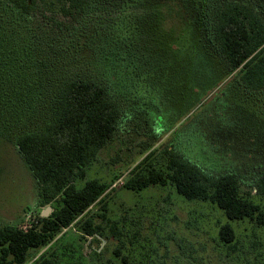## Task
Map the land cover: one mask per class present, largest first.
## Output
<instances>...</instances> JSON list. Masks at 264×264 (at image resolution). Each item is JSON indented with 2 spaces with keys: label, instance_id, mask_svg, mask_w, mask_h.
<instances>
[{
  "label": "trees",
  "instance_id": "16d2710c",
  "mask_svg": "<svg viewBox=\"0 0 264 264\" xmlns=\"http://www.w3.org/2000/svg\"><path fill=\"white\" fill-rule=\"evenodd\" d=\"M58 1V11L48 15L44 0H0L1 127L13 131L32 121L35 98L24 80L32 78V72L26 71L34 62L31 53L41 51L38 45L24 44L22 20H72L63 48L75 62L71 77L52 100L50 120L40 129L18 131L16 138L37 180L41 205H50L53 210L27 228L0 224V264H28L31 251L47 247L75 224L86 235H102L103 225L96 223L90 209L99 202L106 209L104 200L110 186L98 178L79 186L78 179L86 178L88 165L114 138L127 102L142 100V92H148L141 75L143 64L148 66L152 58L146 56L148 42L160 39L164 42L161 46L172 52L181 42L186 41L187 46L193 33L194 60L201 54L212 71H223L229 77L240 103L264 114V0ZM170 9L177 11L188 27L171 49L166 32L161 29L157 35V20H167ZM156 49L157 53L161 50ZM236 129L243 132L239 126ZM237 138L233 134L230 138L215 136L218 142L213 140L206 148L209 165L242 162L263 168V152L239 146ZM163 152L168 158V173L151 164L142 168L151 152L133 170L126 188L143 190L171 182L189 200L216 204L231 221L249 219L264 226V208L243 194L233 166L222 170L220 165L215 173L189 158L175 143L165 146ZM254 187L264 193V171L259 172ZM100 217L110 222L105 213ZM109 225L114 235H122L117 223ZM218 234L227 244L236 240L229 222L220 226ZM114 253L121 256L122 247L117 246ZM47 255L42 253L38 264H55ZM122 259L127 263L126 256Z\"/></svg>",
  "mask_w": 264,
  "mask_h": 264
},
{
  "label": "rangeland",
  "instance_id": "374dc122",
  "mask_svg": "<svg viewBox=\"0 0 264 264\" xmlns=\"http://www.w3.org/2000/svg\"><path fill=\"white\" fill-rule=\"evenodd\" d=\"M59 8L58 0H44L48 15ZM167 13V20H157V35L161 29L165 31L171 49L176 40L180 41L186 24L177 11L170 9ZM71 22L22 20L24 44L38 45L42 56L31 53L34 62L28 63L31 67L26 71L32 72V78L24 80L35 98L32 121L13 131L0 126V224L29 226L49 206L41 205L37 180L16 138L18 131L45 126L51 118L56 92L72 75L75 62L63 48L73 26ZM190 34L189 44L181 42L172 52L161 46L164 42L161 40V44L160 39L146 44V56L152 58L148 66L143 64L141 75L148 92H142V100H132L130 105V100L127 102L114 138L88 165L86 178L78 179L79 186L93 178L110 186L104 200L106 209L102 202L90 209L96 223L103 225L102 235H86L75 224L47 247L31 251L28 264H38L42 253H48L47 258L55 264H264V226L249 219L231 221L216 204L189 200L171 182L143 190L125 186L136 166L151 152L142 168L145 170L151 164L168 173V158L163 149L175 143L189 158L215 173L220 165L222 170L233 166L241 179L243 194L264 208V193L254 187L264 167L257 169L258 165L242 162L229 165L223 161L209 165L206 154L215 136L230 138L233 134L238 135L235 141L240 142L239 146L263 152L264 159V114H257L254 106L240 103L229 77L223 71H212L201 54H196L194 60L192 48L196 38ZM156 48H161L160 52ZM110 56H114L112 50ZM238 126L245 134L237 131ZM217 142L214 140V144ZM104 213L110 222L102 221L100 214ZM227 222L236 232V240L231 244L223 242L218 234L220 226ZM110 223L118 224L121 236L112 233ZM117 246L122 247L121 256L114 253Z\"/></svg>",
  "mask_w": 264,
  "mask_h": 264
},
{
  "label": "water",
  "instance_id": "95a60500",
  "mask_svg": "<svg viewBox=\"0 0 264 264\" xmlns=\"http://www.w3.org/2000/svg\"><path fill=\"white\" fill-rule=\"evenodd\" d=\"M53 208L52 206H47L46 209L42 212L43 217L49 216V214L52 212Z\"/></svg>",
  "mask_w": 264,
  "mask_h": 264
},
{
  "label": "built area",
  "instance_id": "2783aa9c",
  "mask_svg": "<svg viewBox=\"0 0 264 264\" xmlns=\"http://www.w3.org/2000/svg\"><path fill=\"white\" fill-rule=\"evenodd\" d=\"M24 228H27L28 226H23Z\"/></svg>",
  "mask_w": 264,
  "mask_h": 264
}]
</instances>
